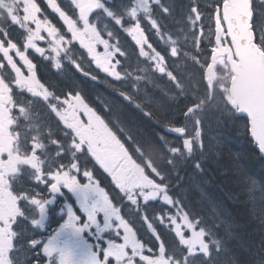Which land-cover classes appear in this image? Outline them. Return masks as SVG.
I'll return each instance as SVG.
<instances>
[{"label": "snow or ice", "instance_id": "obj_1", "mask_svg": "<svg viewBox=\"0 0 264 264\" xmlns=\"http://www.w3.org/2000/svg\"><path fill=\"white\" fill-rule=\"evenodd\" d=\"M255 169L264 0H0V264H264Z\"/></svg>", "mask_w": 264, "mask_h": 264}, {"label": "trees", "instance_id": "obj_2", "mask_svg": "<svg viewBox=\"0 0 264 264\" xmlns=\"http://www.w3.org/2000/svg\"><path fill=\"white\" fill-rule=\"evenodd\" d=\"M54 77V74L50 75V78ZM61 85L64 86L62 83ZM213 121H210L208 127L206 128V138L207 140H219L221 141L227 148L232 149L233 151H239L241 149H245L247 144L245 142L244 133L242 127L238 130L233 128L231 125L224 127H217L216 123L213 125ZM208 175L211 176L213 174L214 165L209 162L207 164ZM189 171L191 169L189 168ZM255 177L258 180H264V176L261 175L259 169H255L254 173ZM201 178L199 176L196 177V181L200 182ZM206 190L214 197H220L221 193L217 190L214 184H205ZM189 198L195 197V192H189ZM245 209L242 205L236 206L235 213L237 214V218L244 213Z\"/></svg>", "mask_w": 264, "mask_h": 264}, {"label": "flooded vegetation", "instance_id": "obj_3", "mask_svg": "<svg viewBox=\"0 0 264 264\" xmlns=\"http://www.w3.org/2000/svg\"><path fill=\"white\" fill-rule=\"evenodd\" d=\"M81 118L84 119V120L87 119V117L84 116L82 113H81ZM51 226H52V227H56L55 219H53V220L51 221Z\"/></svg>", "mask_w": 264, "mask_h": 264}, {"label": "rangeland", "instance_id": "obj_4", "mask_svg": "<svg viewBox=\"0 0 264 264\" xmlns=\"http://www.w3.org/2000/svg\"><path fill=\"white\" fill-rule=\"evenodd\" d=\"M214 123H215V122L213 121V124H214ZM213 124H212V125H213ZM207 133H208V132H206V134H207Z\"/></svg>", "mask_w": 264, "mask_h": 264}]
</instances>
